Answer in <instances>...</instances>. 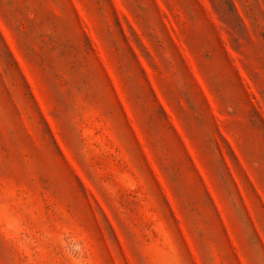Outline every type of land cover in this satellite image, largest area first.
Here are the masks:
<instances>
[{
  "label": "rangeland",
  "instance_id": "374dc122",
  "mask_svg": "<svg viewBox=\"0 0 264 264\" xmlns=\"http://www.w3.org/2000/svg\"><path fill=\"white\" fill-rule=\"evenodd\" d=\"M0 264H264V0H0Z\"/></svg>",
  "mask_w": 264,
  "mask_h": 264
}]
</instances>
